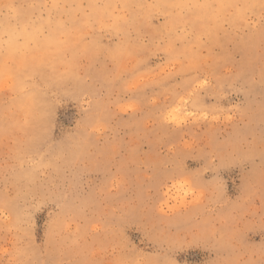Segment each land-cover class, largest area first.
<instances>
[{
    "label": "rangeland",
    "instance_id": "obj_1",
    "mask_svg": "<svg viewBox=\"0 0 264 264\" xmlns=\"http://www.w3.org/2000/svg\"><path fill=\"white\" fill-rule=\"evenodd\" d=\"M0 264H264V0H0Z\"/></svg>",
    "mask_w": 264,
    "mask_h": 264
}]
</instances>
